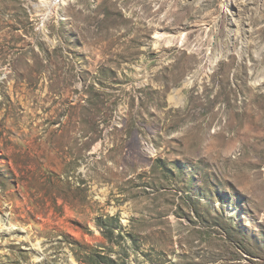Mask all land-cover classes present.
<instances>
[{
    "label": "rangeland",
    "instance_id": "374dc122",
    "mask_svg": "<svg viewBox=\"0 0 264 264\" xmlns=\"http://www.w3.org/2000/svg\"><path fill=\"white\" fill-rule=\"evenodd\" d=\"M0 264H264V0H0Z\"/></svg>",
    "mask_w": 264,
    "mask_h": 264
}]
</instances>
